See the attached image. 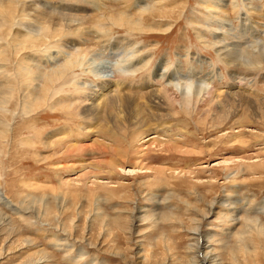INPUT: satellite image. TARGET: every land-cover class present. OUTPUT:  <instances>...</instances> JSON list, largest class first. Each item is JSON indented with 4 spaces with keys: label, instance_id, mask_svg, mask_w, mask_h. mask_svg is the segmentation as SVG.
I'll return each mask as SVG.
<instances>
[{
    "label": "rangeland",
    "instance_id": "1",
    "mask_svg": "<svg viewBox=\"0 0 264 264\" xmlns=\"http://www.w3.org/2000/svg\"><path fill=\"white\" fill-rule=\"evenodd\" d=\"M0 8V264H264V0ZM115 83L127 107L97 115Z\"/></svg>",
    "mask_w": 264,
    "mask_h": 264
},
{
    "label": "bare ground",
    "instance_id": "2",
    "mask_svg": "<svg viewBox=\"0 0 264 264\" xmlns=\"http://www.w3.org/2000/svg\"><path fill=\"white\" fill-rule=\"evenodd\" d=\"M102 1V0H101ZM123 1V0H122ZM125 1V0H124ZM11 3V2H10ZM4 5V4H3ZM38 9H40L39 7H37L36 8V10L39 12L40 10H41V13L43 12V9H40V10H38ZM36 10H34V12L36 11ZM256 10V9H255ZM255 10H252V11H254L256 14H257V12L258 11H255ZM36 11V12H37ZM10 12V11H9ZM35 12V13H36ZM60 12V11H59ZM2 13H3V10L0 8V26L1 25H4L3 23H4V21H6V19H5V16H2ZM12 13V12H11ZM44 13V12H43ZM42 13V14H43ZM40 14V13H39ZM41 14V15H42ZM57 14H58V12H57ZM40 15V16H41ZM48 15H50V13H48ZM258 15H259V13H258ZM13 16V15H12ZM11 16V17H12ZM44 16V15H43ZM53 17H55V19H57L56 21L58 22V20H62L63 18L62 17H60V16H57V15H52ZM67 18V17H66ZM72 18V17H71ZM12 20V19H11ZM53 20V19H52ZM67 20H69V19H67ZM71 20V22H74V21H76V19L75 20H72V19H70ZM106 20L107 21H109V18L107 17L106 18ZM110 21H111V23L112 24H114V25H116V24H121V23H123V22H125V20L123 19V16H118V17H116L115 19H110ZM133 22V21H132ZM145 22V21H144ZM135 23H137V22H135ZM12 24V23H11ZM81 24H82V22H80V23H78V24H76V26L75 27H73V31L74 32H76V31H82V29H80L81 27ZM49 25V24H48ZM133 25H134V23H133ZM8 26V25H7ZM13 26V25H12ZM42 27H41V30H46V28L45 27H43V25H41ZM50 26H52L51 25V23H50ZM53 26H55V24L53 25ZM122 26V25H121ZM10 27V26H9ZM49 27V26H48ZM56 27V26H55ZM80 27V28H79ZM27 28V30H28V32L29 33H31L32 32V28H30V27H26ZM49 28H51V27H49ZM59 29V28H58ZM57 29V30H58ZM135 29L136 30H141V29H139L137 26H135ZM2 30V29H1ZM38 30V29H37ZM55 30H56V28H55ZM88 30V29H87ZM26 32V31H25ZM37 32V31H36ZM41 32V31H40ZM48 32V31H47ZM56 32V31H55ZM59 32H61V31H59ZM2 34V33H1ZM54 34V33H53ZM60 34V33H59ZM42 36H43V34H42ZM44 37H47V38H49V39H55V37L56 36H52L51 34H49L48 36H43V38ZM222 43V41H221V38H220V40H218V41H215L213 44L215 45H217V44H221ZM76 49L78 48V47H75ZM233 48V47H232ZM219 49V51H222L224 48H218ZM79 50V49H78ZM80 51V50H79ZM224 51V50H223ZM228 52V53H227ZM262 52V51H261ZM77 53V52H76ZM80 53V52H79ZM87 54V53H86ZM225 56L228 58V60H227V62H235L234 61V59H237V54L236 53H232L231 52V49L230 50H227L225 53ZM263 54H264V51H263ZM223 56V55H222ZM250 56V55H249ZM81 57V56H80ZM239 57V56H238ZM251 57V56H250ZM248 57H246V59H247ZM253 58V59H252ZM252 58H251V60H249V58L247 59V64L250 66V67H254V66H258V65H260V64H262L261 63V61L260 60H258L256 57L254 58L253 56H252ZM246 65V64H245ZM141 69V68H140ZM66 72V71H65ZM58 73V72H57ZM106 73H108V71L106 72ZM105 72H103V74H106ZM60 75H62V73L60 74ZM162 76H165L164 74L163 75H161V77ZM170 76V75H169ZM61 76H59V75H55V76H51V77H48V78H50V81H54V80H57V79H59ZM170 78V77H169ZM172 78L170 79V81H169V83H172ZM103 82H107V83H110L111 82V80H110V78H108L106 75L105 76H103V78H102V84H103ZM102 84H100V85H98L99 86V88H98V90H96V91H93V96H90V100L89 101H91V103H90V108H95L96 109V114L97 115H99V114H101V113H103V111H104V113H106L107 111H109L108 109L111 107V109H112V107H115V106H118V108L119 107H124L125 105H126V107H127V105H128V99L126 98V97H124V96H122L121 94L120 95H118V96H114V94H115V91H116V89L120 86L118 83H115L114 84V86L113 85H111V86H106V89L105 88H103V86H102ZM145 84V83H144ZM139 85H141V84H139ZM138 85V86H139ZM147 85V84H146ZM174 87H176V88H179V90L181 91V97H182V101L185 103V104H188V102H190L191 100H193V98H194V96L196 97V96H198L199 94H201V95H203V94H208L209 93V90H208V88L206 87V85H205V83L204 82H198V85H197V83H196V87L195 86H192V84H190V83H183V84H176V83H174V85H173ZM143 87H144V85H143ZM110 88H114V90H113V92L112 93H110L109 94V96H106L105 95V92H107V91H109V90H111ZM180 88H183V89H180ZM103 90V93L104 94H97V91H99V90ZM147 89V88H146ZM146 89H144V90H146ZM6 91V90H5ZM121 92V91H120ZM161 90H153V91H147V92H145V94H144V96H146V97H148V99H150V101L151 102H153V103H155L156 104V102L157 103H159V98H160V95H161ZM233 92V91H232ZM114 93V94H113ZM163 93H165V92H163ZM7 94L8 93H6V92H0V106L2 105V104H5L6 102H7ZM92 94V93H91ZM238 94V95H237ZM232 95H236L238 98H240L241 100H245L242 96H239V93H232L231 94V92H230V94L228 93V97H233ZM200 96V95H199ZM242 97V98H241ZM143 98V97H142ZM97 99H100V102L99 101H97L96 103H95V100H97ZM151 102H149V103H151ZM196 102V101H195ZM246 102H247V100H246ZM130 103V102H129ZM133 103V102H132ZM148 105V104H147ZM146 105V106H147ZM153 105V104H152ZM150 106V105H149ZM134 107V106H133ZM135 110H134V121H136V119L140 116V110L143 108V107H141V106H139V105H136L135 107ZM122 109V108H121ZM125 109V108H124ZM144 109V108H143ZM116 110H118V109H116ZM133 111V109L131 110V112ZM146 113V112H145ZM131 114V113H130ZM133 114V113H132ZM144 114V113H143ZM146 115V114H145ZM103 116V115H102ZM133 116V115H132ZM144 116V115H143ZM151 116V115H150ZM142 117V116H141ZM112 118V117H111ZM133 118V117H132ZM145 118H146V116H145ZM113 120V119H112ZM147 120H148V117H147ZM138 122V121H137ZM119 123V122H118ZM138 125V124H137ZM142 125V124H141ZM145 127V126H144ZM146 128V127H145ZM94 131V130H93ZM153 137V136H152ZM154 139L153 138H150V139H148V140H146V143H147V146L146 147H143L144 149V151L145 152H148L150 149H151V147L152 146H155V147H157V145H161V146H163V147H167L166 145H163L162 143H160V142H158L157 141V143H156V141H153ZM145 142V141H144ZM159 143V144H158ZM142 149V148H141ZM150 152V151H149ZM146 154V153H145ZM147 155V154H146ZM146 155H142L143 157V159L145 158V156ZM143 162V161H142ZM199 246V245H198ZM205 259H206V257H204L203 258V260H202V264H207V262L205 261Z\"/></svg>",
    "mask_w": 264,
    "mask_h": 264
}]
</instances>
